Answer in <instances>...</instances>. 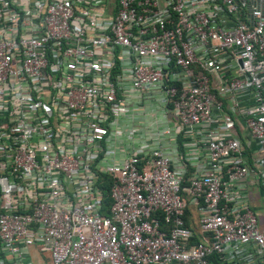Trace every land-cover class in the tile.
<instances>
[{
	"label": "built area",
	"instance_id": "1",
	"mask_svg": "<svg viewBox=\"0 0 264 264\" xmlns=\"http://www.w3.org/2000/svg\"><path fill=\"white\" fill-rule=\"evenodd\" d=\"M252 184L264 0H0V264H256Z\"/></svg>",
	"mask_w": 264,
	"mask_h": 264
},
{
	"label": "crops",
	"instance_id": "2",
	"mask_svg": "<svg viewBox=\"0 0 264 264\" xmlns=\"http://www.w3.org/2000/svg\"><path fill=\"white\" fill-rule=\"evenodd\" d=\"M251 188V195H252V205L253 209L255 210L261 227L264 229V196L260 189H258V186L252 184ZM256 264H264V261H258Z\"/></svg>",
	"mask_w": 264,
	"mask_h": 264
},
{
	"label": "trees",
	"instance_id": "3",
	"mask_svg": "<svg viewBox=\"0 0 264 264\" xmlns=\"http://www.w3.org/2000/svg\"><path fill=\"white\" fill-rule=\"evenodd\" d=\"M106 200H108V199H106ZM195 231V240L197 241V240H199V234H198V232L196 231V230H194Z\"/></svg>",
	"mask_w": 264,
	"mask_h": 264
},
{
	"label": "rangeland",
	"instance_id": "4",
	"mask_svg": "<svg viewBox=\"0 0 264 264\" xmlns=\"http://www.w3.org/2000/svg\"><path fill=\"white\" fill-rule=\"evenodd\" d=\"M46 257H48V255L46 254Z\"/></svg>",
	"mask_w": 264,
	"mask_h": 264
}]
</instances>
